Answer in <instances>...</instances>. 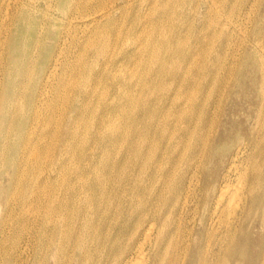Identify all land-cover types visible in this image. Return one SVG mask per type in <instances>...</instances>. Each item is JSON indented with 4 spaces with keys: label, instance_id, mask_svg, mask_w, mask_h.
Listing matches in <instances>:
<instances>
[{
    "label": "bare ground",
    "instance_id": "6f19581e",
    "mask_svg": "<svg viewBox=\"0 0 264 264\" xmlns=\"http://www.w3.org/2000/svg\"><path fill=\"white\" fill-rule=\"evenodd\" d=\"M7 1L9 11H4L5 18L0 22V211L5 207L0 224L6 226L8 216L13 215L28 222L31 217L25 216V204L37 202V227L25 240L24 249L31 253L35 249L36 256L43 254L42 264H82L89 254L86 244L91 219L98 220L93 226L96 231L102 223L109 222L110 227L112 218L118 215L122 223L115 264H131L135 255L140 257L135 264H264V118L256 115V123H249L258 103L249 93L256 86L255 73L261 72L264 79L260 65L264 61L260 50L264 43V0L198 3V9L204 5V12H199L203 22L195 17L193 21L204 28L206 18L211 22L214 15L217 52L195 63L200 35L194 50H181L182 65L169 72L177 88L163 96L162 106L151 114L140 108L135 84L115 75L126 61L140 59L139 43L97 64L98 56L107 53V44L98 38V31L117 22L114 14L122 7L117 1L127 0H113L109 7L104 0ZM164 4L160 16L171 9ZM153 8L149 6L144 18L149 19ZM61 27L66 33L63 39ZM234 37L238 52L233 50L236 55L230 70L238 75L220 95L221 49ZM119 40L117 35L115 46ZM245 43L254 47L251 52L243 47ZM165 50L176 51L171 45ZM90 53L94 58L88 61ZM60 69L62 73L58 74ZM111 76V100L100 101L104 113L93 122L94 142L81 149L80 173L73 178L66 175L68 180L63 179L64 187L58 190L62 174L69 172L68 165L74 158V153L66 157L76 135L74 124L91 107L96 85ZM85 79L92 81L90 87L79 83ZM222 95L225 100L230 98L226 108L220 105ZM241 101L247 103L248 125L238 116ZM262 104L255 108L257 114ZM62 105L64 121L57 133L52 132L48 125ZM149 115L155 119L146 122ZM123 122L138 137L133 143L137 160L134 169L116 179L110 172L127 163L129 150L108 160L105 166L111 168L109 175L99 173L93 163L98 155H109V146H119ZM149 133L154 146L144 153L140 141ZM252 150L256 151L254 159ZM47 154L52 158L45 169ZM189 203L194 205L193 210ZM11 204H17L18 210L10 208ZM199 208L201 214L197 215Z\"/></svg>",
    "mask_w": 264,
    "mask_h": 264
},
{
    "label": "rangeland",
    "instance_id": "374dc122",
    "mask_svg": "<svg viewBox=\"0 0 264 264\" xmlns=\"http://www.w3.org/2000/svg\"><path fill=\"white\" fill-rule=\"evenodd\" d=\"M104 1L106 2L107 7L111 6V4H113V2H111L113 0H109V1L104 0ZM166 1H168V2H166ZM7 2H8L7 0H0V4H1L0 7L3 8V9L2 8L0 9V22L5 18L4 13L6 11H9V7H8L9 5H7ZM117 2L119 4V6H122L114 14L118 18L117 22H112L106 28L104 27V28H102V30L98 31V36H99L98 38L107 44L106 45L107 47L106 46L104 47V49H107V51H106L107 53L104 56L103 55L98 56V60H97L98 63L97 64L102 63L105 60V58L109 59L112 56L119 54V52H121V51L124 52L125 50H129L131 47H133L134 42L139 43L140 46L138 45V47L142 51V55L140 56V59L138 58L137 61L136 60L126 61L123 64L124 66H122L121 69L118 70L116 72L117 74H115V75H118L119 77H121V75H122V78L126 79V82H130L132 84H135V90L134 91L137 94L136 95L137 98L140 99V108L147 109V112L151 114L152 111L154 113L155 109H157V108L159 109L162 106V97L167 95V94L173 93L177 88V86H176L177 82L169 75V72L172 71V69H174L176 66L178 67V66L182 65L183 62H182L181 50H185V51L192 50L194 47V44H195L196 37L198 35H200L202 42H201V45L198 46L200 50H198L197 53L194 55V62L195 63L196 62L201 63L203 58H205V57L206 58H209V57L212 58L216 54V52H217L216 49L218 48L217 43L219 42V40L216 36L213 35L214 32L215 33L217 32L216 31L217 26L215 25L214 15H212V14H211L212 16L210 15L211 16L210 17L211 22H210V20H208V18H206L207 21L205 23L204 28H200V25L197 22L193 21V18L194 17L196 19L200 18L199 20H201V22H203L202 21L203 18L200 17L199 12H204V5L202 4V7L198 9V3L202 2V0H190V1L189 0H139V1L138 0H127V2H125V3H121L120 1H117ZM141 3H142V5H141ZM164 3H167L166 5L168 7H171V9H168V12H166V14H167L166 16H160V11L162 10L163 5H165ZM122 4H124V5H122ZM128 4H129V6H128ZM3 5H5L6 8ZM149 6L150 7L154 6V8H153V12L150 13L149 19H148V18H144L143 14L145 12H148ZM159 6H160V8H159ZM212 6L214 8L215 5H212ZM193 8H194V10H193ZM179 9H180V11H179ZM225 16L227 18V15H225ZM223 19H221V21H223ZM255 19H253L254 22H255ZM157 20H158V22H157ZM165 20H166V22H165ZM149 22H150V24H149ZM128 23H130V24H128ZM147 24L149 25V28H148ZM143 27H145V28H143ZM141 29H142V31H141ZM62 30L63 29L61 27V37H62L61 39H63L65 37V34H66L64 32L65 29L63 31ZM127 30H128V32H127ZM151 32H152V34H151ZM117 35H118V37H120V40H119V43L115 46V44H114L115 43V37ZM122 35H123V38H122ZM144 36H145V38H144ZM101 37H103V38H101ZM234 40H235V37H234V39L231 40L232 42L228 46H225L221 49L222 54H224L223 55L224 58L221 62L223 64V69L221 70L222 73H220L221 76H223L222 77L223 82H222V80H220L218 82V85H217L219 90H221V92L218 91L220 93V95L222 94V91H223L222 89L224 88V86L227 83H230V84L234 83L237 79L238 74L235 72L231 73V70H230L231 66L234 63L233 57L236 55L233 52V50H235L236 53L238 52L237 48H235V47H237V45H236L237 41L236 40L234 41ZM124 41L127 43H125ZM121 44H122V46H121ZM168 45H171V47H174V49H176V51L172 52V53H169L168 51H166L165 49L167 48ZM262 46L263 47H261L260 50H261V53L264 54V43L262 44ZM210 47L211 48L213 47V48L211 49ZM243 47H246V49H248L251 52L253 46L245 43ZM208 50H210V52ZM68 52L69 51H67V53H66L67 55H68ZM109 52H111V54ZM206 52H209V53H206ZM230 52H231V54H230ZM149 53H150V57H149ZM62 58H66V57H62ZM93 58L94 57H93L92 53H90L87 57L88 61H91ZM147 58H149V60H147ZM263 62H261L260 65H262V67L264 68ZM228 63L230 66L228 65ZM97 66L98 65H96L95 67L97 68ZM133 66L136 68V70H135V68H133ZM160 68L162 70L158 71ZM194 68L195 67H193V70H194ZM62 70L63 69H60V71H58L59 72L58 74L62 73ZM112 72L114 73L115 69L114 70L111 69V73ZM132 74H133V78H132ZM261 75L262 74H261V72L259 73V71H257L255 73L256 86L251 90V92H249L250 97H252L255 101L258 102L257 105L253 107L254 111H252V114H251L252 118L249 121V123L252 125L256 123L255 122L256 121L255 118L257 117L256 115H259L260 118H264V100H263L264 99V79L261 80ZM89 79L88 80L85 79L84 82H79V83L84 84L87 87L89 85V83L91 84V82H92L91 80L89 81ZM112 79L113 78L111 76V79L110 78L108 80L104 79L99 84L96 83L98 85H96V87H95V97L93 98V102L91 104L92 108L89 107V110L87 112L83 111L84 116L80 114V119H77L76 124H74L73 130H74V134H76V135H75L74 139L72 140L71 148L69 149L70 153H68L66 155V157L68 158L70 155L72 157V155L74 153V158H72V161L68 165V171L69 172H67V174H62L63 177H61V179H60L61 181H59L60 187H58V190L61 189L62 187H64L65 182H63V179L68 180L67 177L73 178V176H75V174L79 175V173H80V166L83 164V163H80V158H79L81 149L84 148L88 143L94 142L93 135H92L93 122L97 117L101 116L104 113L103 106H102V103L100 101H103V99L108 100V101L111 100V91L112 90L110 89V87H111L110 83H111ZM224 80H225V82H224ZM89 87H90V85H89ZM259 88H260V90H259ZM107 89H108V91H107ZM218 92H215L214 95ZM261 92H262V94H261ZM227 93H228V91H227ZM227 93H225V95H227ZM234 94H235L234 92H231V96L235 97ZM99 95H101V97ZM225 95H222L223 100H222V103L220 104L221 107H223V108H226V106H227V104L225 102L230 103V98L228 97V100H225V98H224ZM215 96H217V95H215ZM238 100H240V97L238 98ZM241 102L242 103H240V106L242 107V109L240 111V114H238V116L240 117L242 122H244V125H248V122L245 119V114L247 112V103H245L243 101H241ZM261 102H263L262 110H259L260 112H259V114H257L256 113L257 111H255V108H257V107H258V109L261 108ZM93 103H94V105H93ZM64 111L65 110H64L63 105L60 108L58 107V110L55 111L54 116L52 117V119L48 125V128L52 132L54 130V132L57 133V130L60 129V126L62 125V122L64 121V118H63L64 117V114H63ZM55 117H57V118H55ZM113 117L111 119H113ZM153 119H155V116L149 115L146 118V122H150ZM53 121L55 123H53ZM90 123H91V125H90ZM124 124L125 123L123 122L122 126H123L124 135H123V137H121V139L118 142L119 146L117 148H113L112 146H109V148H108L109 155L107 157H102L100 154V156L98 155L96 157V159L94 160V163H93L95 165L94 168H97L98 169L97 171L99 173H103L102 175H105V174L109 175L111 173V177L116 178V179L119 176H120V178H123L126 174H128V170L134 169L136 167L135 162L137 160V158H136L137 156H136V152L134 151L135 149L133 147V143H135V141L138 140V137L135 136L134 134H132L130 131H128L127 128H125L126 126H124ZM51 126H54V127H51ZM75 127H77V128H75ZM128 132H129V136H127ZM152 138H153L152 135L149 133L144 140L140 141L141 142L140 144L143 145L142 148H143L144 153H146L150 149V146H152V145L154 146V144H152ZM77 140L79 142H77ZM75 142H76V144H75ZM105 144H107V141L105 142ZM115 144H117V142ZM227 148H228L227 146H226V148L224 147V150H227ZM127 150H129L127 153V157H125L127 163H125V165H122L120 167L115 168L116 169L115 171L110 172L111 171L110 166H105V165L110 163V161L112 159L115 160V159L119 158V156H122L119 154V152H123V151L127 152ZM227 154H228V152H227ZM227 154L224 156V157H226V159L229 158V156ZM251 154H252L251 157H253V159H254L256 157V151L252 150ZM125 155H123V157ZM51 158H52L51 154H47V156L44 158L43 166L45 167V169L49 167ZM48 160H49V162H48ZM108 160H110V161H108ZM72 162H73V164H72ZM43 175H44V173H43ZM66 175H67V177H66ZM73 182H74V180H73ZM61 185H62V187H61ZM1 187L2 186L0 184V189H1ZM58 190H56V191H58ZM54 191H55V189H54ZM1 203L3 205V201L0 199V204ZM29 203L31 204L30 206H29ZM36 204H37L36 201H33V202L29 201L27 204H25V207H24L25 216H29V218L31 217L32 220L30 219L28 222L25 223V221L23 220L24 218L22 217L23 219H17L18 220L17 221L15 219L16 216L13 215V216H11V218H10V216H8L7 219L10 221H8L6 223L7 227L5 225H4L5 226L4 227L0 224V230L3 231V233L0 232L2 234V235L0 234L1 235L0 236V246L3 248V250H2V248L0 247L1 248L0 253H2V254H0V264H7L8 261H13L14 263L17 262V264H20V263L30 264L32 260H37L36 264H42L45 262V258H44V256H42L43 254H40L38 256H36V254L34 255V253L36 251L35 249H34V253H33V251L31 253V252L24 249L25 240L29 237L30 234L34 233L33 231L37 227V222H36L35 218H37V215H38L40 209L38 207V204L37 205ZM116 205H117V201H114L113 206L117 207ZM11 206H10V208L15 207V210H18L17 204L16 205L11 204ZM26 206H27V208H26ZM34 206H36V207H34ZM189 207H191V209L193 210L194 205H192V203H189ZM34 208H35V210H34ZM2 209H3V211L2 212L0 211V217H1V213L5 212L4 211L5 207H3ZM197 212H198L197 215L201 214V209L199 208L197 210ZM28 213H30V214H28ZM22 220L24 223L22 222ZM33 220L35 221L34 223H33ZM121 221L122 220L120 218H118V215H115L110 222L111 223L110 227L108 224L109 222L107 224L102 223V225H101L102 227L95 231V229H93V226H97L96 224H98V220L96 219V217L91 219V221H90L91 222L90 223L91 229H89V235L90 236H89V238L87 240V244H86V248L88 249L89 254H88L87 260H86V257L82 259V261H81L82 264H115L116 263L115 259L118 255L117 251H118V247L120 245V239H119L120 234H119L118 230L120 228V224L122 223ZM2 227H4V228H2ZM21 228L23 229V232H21L22 231ZM25 231H26V233H25ZM28 232H30V233H28ZM10 238H12V239L9 240ZM32 239H34V238H32ZM18 240H19V242H18ZM11 241H12L11 245L13 244L12 245L13 247L10 245ZM8 247H10V248H8ZM7 250H9V251H7ZM20 250H21L22 254H21ZM3 252L5 254H3ZM135 256L136 257H134V259L136 258L135 259L136 261H134V259L132 260V262L134 264L137 263V259H138V261L140 259V257H138L137 255H135ZM14 258H15V260H13ZM26 259L29 261L31 260L30 263H29V261L25 263L24 260H26ZM133 263H131V264H133ZM138 263L141 264L140 262H138Z\"/></svg>",
    "mask_w": 264,
    "mask_h": 264
}]
</instances>
